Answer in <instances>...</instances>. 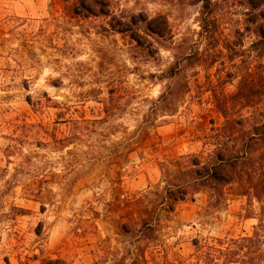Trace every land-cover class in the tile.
Listing matches in <instances>:
<instances>
[{
  "label": "rangeland",
  "instance_id": "1",
  "mask_svg": "<svg viewBox=\"0 0 264 264\" xmlns=\"http://www.w3.org/2000/svg\"><path fill=\"white\" fill-rule=\"evenodd\" d=\"M203 11L0 0V264H113L137 247L149 264H199L195 241L264 223V197L187 185L194 160L216 151L218 109L239 141L264 111V0ZM153 19L167 35L147 29ZM177 184L188 193L168 212L161 198ZM137 210L154 224L146 240L121 228L130 212L140 228Z\"/></svg>",
  "mask_w": 264,
  "mask_h": 264
},
{
  "label": "trees",
  "instance_id": "2",
  "mask_svg": "<svg viewBox=\"0 0 264 264\" xmlns=\"http://www.w3.org/2000/svg\"><path fill=\"white\" fill-rule=\"evenodd\" d=\"M210 0H196L203 7L202 15H207V7ZM206 20H201V29H205ZM147 29L158 37H164L169 29L167 22L160 25L156 19L146 23ZM264 40V33L259 31ZM225 118L223 127L215 128L216 135L210 137L209 146L216 151L208 154L206 158L199 157L194 160L195 167L203 164L201 168H192L190 181L191 191L196 192L199 186L207 187L209 192H215L219 200H224L225 187H235L240 194L260 200L264 197V111L260 114L262 121L255 127L253 133L246 140L239 141L234 134V122L230 118L228 109H218ZM257 151L258 152L257 154ZM202 158L205 159L203 163ZM187 188L180 184L167 186L162 201L167 206L168 212L174 210V205L185 199ZM218 200V201H219ZM166 210V209H165ZM140 228L132 229L131 225H137L133 213L127 215L128 222L121 228L125 233L134 232L138 239L146 240V230H154L150 219L145 218L141 210H137ZM138 224V225H139ZM140 241V240H139ZM199 264H264V223L259 222L251 236L231 238L229 240L212 239V241L194 242ZM113 264H149L144 252L138 247L128 250L125 255L115 260Z\"/></svg>",
  "mask_w": 264,
  "mask_h": 264
}]
</instances>
